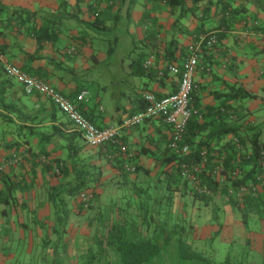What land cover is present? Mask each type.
<instances>
[{
	"label": "trees",
	"instance_id": "16d2710c",
	"mask_svg": "<svg viewBox=\"0 0 264 264\" xmlns=\"http://www.w3.org/2000/svg\"><path fill=\"white\" fill-rule=\"evenodd\" d=\"M53 1L58 4L55 12L38 13L25 8H16L8 18L0 19L5 24V28H0V131L5 135H14L12 140L3 139L2 141L7 152L24 149L31 156L29 160L31 159V166L34 169L41 167L43 171L51 172L53 176L63 175L65 178H69L67 186L59 188L65 189L64 191H55L49 196L52 209L58 215L59 220L67 223L70 212L73 210L69 205L71 201H67L70 198L57 199V196H61L65 192L70 196H77L73 199L77 203L78 213L87 210L92 212L96 209L98 210L96 214H102L106 220H109L107 217L108 206H101L100 199L127 200L125 203L111 206L122 212L119 213L121 214L119 220L113 222L110 228L115 233H128L120 248L121 250L126 249L127 252L122 253L127 262L136 263L148 258L146 249L149 251L157 247L158 236L148 233L151 228L156 230L155 227H162L160 229L165 230L169 226L172 219L169 215L174 208L175 198L185 200V203L182 207V214L179 216L180 220L174 218L173 221L184 219L183 213L189 212V199L212 207L218 199L224 205H229L232 211L239 215H263L264 87L260 92H255L238 80H225L218 71L222 63L213 61L214 49L219 47L220 50L218 42L221 41L222 33L234 30L237 24L243 21L240 17L241 9L234 7L232 2L224 5L221 10V30L215 31L218 42L213 48L205 47L202 53L204 55L200 57L199 66H205L210 70L211 82L215 86L208 92L209 100L205 101L203 94L208 91V85L202 84V81L196 83L197 87L192 94V105L197 112L188 123L183 142L189 145L190 151L183 153L171 146V131L170 136L163 135L164 139L151 140V144L156 147L155 150L142 147L141 151L147 152L152 158L150 163H144L139 158L141 152L136 153L133 149L122 151L121 144L116 142L98 147L89 145L72 121H61L62 126L53 123L48 125V121H55L57 118L58 109L53 102L48 101L52 106V111L49 116H44V112L49 110L47 100L42 102L39 108L33 106L42 100L43 95L40 93L26 94L23 86L5 73L2 57L14 61L17 54L9 47L4 46V43H8L9 35L14 34L13 36H15L17 34L15 32H18L16 30L19 29H22L23 34L37 42L34 52H24V63L20 67L50 84L53 79L51 72L46 67H33L30 61L44 58V52L49 43H52L51 46L55 48L59 46L61 35L70 30H64L66 20L75 18L80 24L86 22L88 24L72 37L82 43L81 48L71 47L69 44L63 46L67 57L70 54L84 55V45L89 43L88 48H94L92 43L95 39L105 41L106 35H103V32L105 34L112 33L116 41L120 40L119 32L123 30L118 28L119 11L122 10V5L124 6L127 0H76L73 12L68 9L69 0ZM201 2L202 0L130 1V9L136 3L141 4L144 22L153 20V24L158 26L153 29L149 28L142 39L148 46L152 45L151 49H146L145 46L134 49L136 53L132 55L130 65L135 76L160 77V80L170 79L167 72H164L163 77L159 75V67H155V69L145 67L146 58L154 54L156 62L159 64L162 58L165 59L167 62V66L163 67L165 71L169 64L179 61L177 56L179 51H188V47L183 46L180 35L194 36L195 40L200 33L213 34L214 31L206 29L203 23L199 27L191 29L183 22L188 14H197ZM210 4L211 1L205 7L206 10L210 8ZM85 6L88 8L90 17L86 22L80 17L84 13L82 8ZM5 9V5L0 0V12ZM164 11L169 12L174 18L170 29L158 24V13ZM129 12L130 10H128ZM206 16L208 15L204 14L200 18H208ZM58 49L61 48L58 47ZM99 51L110 53L105 50V46H100ZM207 56L210 61L203 59ZM178 65L182 67L183 63L180 62ZM235 65L236 62L233 60L227 66L228 70H232L234 76ZM206 73L202 72V77L207 79ZM177 85H179L178 82ZM85 88L87 87L84 86L81 89ZM80 90H76L74 94L64 93V95L76 102L83 113L90 117L86 107L80 105L83 102L77 101V94ZM176 92L161 94L154 91L153 93L158 97H164ZM140 100V110L145 109L147 101L144 97H141ZM255 100L259 101V106L253 112L247 103ZM253 113H261V116L250 120ZM161 120L167 124L163 118ZM170 128L172 130L171 126ZM42 130L47 132V142H50L54 137L67 139V155L64 158L54 156V148L49 149L46 146L48 143L46 145L42 143L37 148L29 140V134L35 135ZM133 151L134 157L129 158V153ZM127 163L135 166V170H127ZM104 164H110L116 168L117 175L105 178ZM183 164L188 166L197 180L183 176ZM235 167H238L241 172L236 176L232 173ZM5 176V171H0V181L4 182L3 187H0V217L7 215L13 206H17V191L23 188L21 182L8 183ZM241 185L257 186L258 188L255 194L249 193L244 196L243 201H240L231 195L229 190L238 189ZM199 188L207 189V192H200ZM85 192L92 194L88 206L81 201V194ZM165 199H167V204L163 205L161 200ZM215 208L216 213L219 211L220 205H215ZM217 214L219 215V213ZM21 224L28 226L26 222ZM176 224L179 225V223ZM191 226L193 227V225ZM182 229L186 230L184 227ZM99 231L100 228H97L93 234L97 236ZM45 243L47 245L48 242ZM101 252L103 255L104 250ZM94 257L95 253L91 250L87 258L92 260Z\"/></svg>",
	"mask_w": 264,
	"mask_h": 264
},
{
	"label": "crops",
	"instance_id": "0c3cea01",
	"mask_svg": "<svg viewBox=\"0 0 264 264\" xmlns=\"http://www.w3.org/2000/svg\"><path fill=\"white\" fill-rule=\"evenodd\" d=\"M130 1L131 0H127L125 5H122V10L119 11L120 22L118 28H121L123 31L119 32L120 40L116 41L114 38V41L117 44L121 42L120 45L122 44L123 46V49L119 54L123 56L121 59L122 71L118 74L119 71L117 70H109L111 77L114 78V81L111 82L113 85L110 84L111 89L109 91L106 92L104 89L110 87H108V85H104L99 87L92 95L89 88L90 81L86 80L84 77L85 73L91 69V66H89L91 60H94L99 64L103 61V58L107 54H105L103 51H99L100 46H105L101 40L95 39L92 43L94 48L91 49L88 48L89 43L84 45V55L70 54V56L67 57L65 54V49L63 48V46L67 44H69V46L71 45V47L76 46L81 48L82 43H80L78 40L72 39V37L75 36L79 30L88 26L86 21H88L90 17L88 15V8L86 6L82 8L84 13L82 12L83 14L80 15L81 18L85 19V24L78 23V19L75 18L66 20V28H64V30H70L64 32L61 35L60 41L58 43L59 46H56L57 48H55L51 46L52 43H49L48 48L44 52V58L30 61L33 67H46L53 76L51 83L55 85L63 94H74L76 90H80L82 87L86 86L87 88L81 89L78 92V94H80L82 91L87 92L85 101H83V103L80 105L86 107L90 116L89 118L100 127L118 126L125 117L132 113L138 112L140 110V98L144 97L147 92L155 91L161 94H168L170 92L177 91L179 88L177 82L179 84L180 74H173L168 69L164 71L163 67L167 66V62L162 58L159 64L156 62V57L154 54H151L146 58V61L149 59L153 60L151 66L147 68L155 69V67H159V75L163 77L165 75L164 72H167L168 75H170V79L164 78V80H160V77L152 78L149 76L137 77L132 73L130 63L132 61V55L136 53L134 52V49H139L141 46H145L146 49H151L152 45L148 46L143 42L142 39L144 38L145 32L149 28L153 29L157 28L158 26L153 24V20L144 22L142 20L143 8L141 4L136 3L133 8L130 9ZM210 1V8L206 10L205 7H207L208 2ZM69 2L68 9L73 12L76 0H69ZM229 2H232L234 7L241 9L240 17L243 21L239 22L234 30L222 33L221 41L218 42L220 50L219 47L214 49L213 61H219L222 63L218 71L225 80H238L244 85H247L253 91L260 92L264 87V0H202L197 14H188L186 18H184L183 22L191 29H195L203 23L206 29H211L214 32H218L221 30V10L224 5L228 4ZM1 3L5 5L6 9L3 10V12H0V19L8 18L9 14L16 8H25L31 11H37L38 13L55 12L58 8V4L53 0H1ZM128 10H130L129 13ZM114 12L116 13L117 11L115 10ZM204 14H207L208 16L206 17L208 18H200ZM158 17L159 25L165 26L168 29L171 28L174 18L169 12L164 11L162 13H158ZM0 28H5V24L1 21ZM16 31L18 32H15L17 33L15 36H13L14 34L9 35V41L8 43H4V46L9 47L14 53L17 54L16 58H14V61L12 62L21 66L25 59L24 52H34L37 48V42L35 39L23 34L21 32L22 29ZM179 37L183 43V46L185 47H189L190 43L194 40V36L180 35ZM58 47L61 49H58ZM184 52L179 51V54L177 53L179 61L176 62V64L184 62L188 51L184 50ZM203 59L210 61L208 56L204 57ZM233 60L236 62L235 76L232 75V70H228L227 68L229 63ZM161 71L163 72L162 74ZM202 72H207L205 74L207 79L202 77ZM209 73L210 70H208V68L205 66H199L195 76L196 83L202 81V84L208 85V91L203 94L205 101L209 100V97L207 96L208 92L213 86H215V84L211 82L212 76L209 75ZM103 91L106 92V95ZM46 100L47 103L48 101L52 102L50 99L48 100L47 97L43 96L42 100L35 103L33 106H35V108H39L40 104ZM47 105L49 110L44 112V116H49L51 113L50 111H52V106L49 105V103ZM247 106H249L250 110L254 112L259 106V101L255 100L251 103H247ZM57 109L58 111L56 120L48 121V125H51L52 123L55 125H61V121L66 122L69 120L68 117L58 107ZM259 116H261V113H253L250 116V120H255L256 117ZM171 131L170 125L165 124L161 118H153L151 120L145 121L139 126L122 130L116 143L121 144L122 151L133 149L136 153L141 152V155L139 156L140 160H142L144 163H150L152 158H150L147 152L141 151L142 147L145 146L147 149L155 150L156 147L154 144H151V140L159 141L162 138L164 139L163 135L165 134L170 136ZM46 134L47 132L42 130L41 132H37L35 135L29 134L28 138L37 148H39L42 143L45 145L48 143L46 146L49 149L54 148V156L64 158L67 155V139L54 137L50 142H47L48 139H46ZM13 137V134L5 135L4 132L0 131V158L5 155H9L10 153L4 149L2 144L3 139L12 140ZM17 151L22 153V160L14 166L6 167L4 170L6 173L5 178L8 183L21 182L23 188L17 191V206H13L7 215L0 217V225H4L2 229L0 228L2 235H5L11 230L13 232V227L10 225L12 217H16L17 223L20 224L25 221V215H34V223H43L42 227L46 229V225L44 224L46 220L58 218V215L55 214L52 209L49 196L55 191H64L65 189L61 190L59 188H65V186H67V181L69 180V178H65L63 175L53 176L51 172H45L41 167L34 169L33 166H31V159L29 160L31 156L24 149ZM104 166L105 178H110L117 175L118 171L116 168L112 167L110 164H104ZM3 185L4 182L0 181V187H3ZM44 193H47L46 202L43 201L45 196ZM57 197V199H61L64 197V194H61V196ZM126 201L127 200L125 199L119 200L117 198L100 199L99 204L101 206H108L107 217L111 223L110 226L113 222L119 220V217L121 216L119 213L122 212L119 211V209L117 211V208H112L111 206L122 204ZM161 201L163 202V205L167 204V199ZM70 203L71 208L78 212L76 201H71ZM184 203L185 200L179 198L174 199V208L171 210V215H169L172 219H179V216L182 214V207ZM218 204L220 205V209L215 213V205ZM188 206H192L193 208L191 210L188 209L189 212L192 211V214H195L193 216V223L196 225H193V227L191 226V230H194L200 238H213V236H217L225 242H232L235 239V234L237 236V233L239 232L237 227L234 225L235 222L249 221H259L260 224L256 226V228H259V232H257L256 235H264V233L262 234L263 230H261L264 229V214H232L229 212L232 210L231 207L229 205H224L223 202L218 199L216 200V203H214L213 207L204 205L199 201H194L193 199L188 200ZM46 208H48V212L46 214L42 213ZM93 213L94 214H90L89 217H103L102 214L97 215L95 211ZM217 213H219V215ZM183 215H186V212L183 213ZM203 216L205 217V220H203ZM172 219L170 224L171 226H167L165 230L160 229L162 227H155L156 230L151 228L148 234L151 235L153 233V236L157 235L158 237L164 238H166V235H179L180 233L177 231V229L180 227L177 224H173ZM26 221L32 220L29 217ZM41 230L37 232L38 235L41 234ZM69 231H67V233ZM68 235L69 233L67 236ZM254 239L255 238L249 239L248 244L254 245ZM28 242L27 249L34 247L36 244L35 241H32L31 245H28ZM37 244L39 245L40 242ZM44 245L46 246V243H44Z\"/></svg>",
	"mask_w": 264,
	"mask_h": 264
},
{
	"label": "rangeland",
	"instance_id": "374dc122",
	"mask_svg": "<svg viewBox=\"0 0 264 264\" xmlns=\"http://www.w3.org/2000/svg\"><path fill=\"white\" fill-rule=\"evenodd\" d=\"M102 34L106 37L105 41L101 40V42L105 45V50L111 52L107 54L104 52L106 56L99 64L91 60L89 64L91 69L85 73L84 77L90 81L89 88L92 95L104 85L110 87L104 89L106 92L111 89L114 78L111 77L109 70H117L118 74L122 71L123 56L119 55L123 49L121 42L117 44L112 33ZM105 91L103 92L106 95ZM46 195L47 193L43 198L44 202L47 200ZM65 197L70 198L67 201L74 202L73 198L77 196L73 197L65 192L63 198ZM188 209L193 208L188 206ZM94 211L87 210L80 214L72 210L67 223L59 218L46 220L44 222L46 229L42 227L43 223H34V215H25L24 222L28 226L18 224L16 217H12L10 225L13 227V232L11 230L12 233L7 232L5 235L0 232V264H264V235H256L259 232V228H256L260 224L259 221L235 222L234 225L239 232L237 236L235 234L232 242H225L217 236L200 238L194 230H191V225H196L193 223L195 214L191 211L184 215L182 221H173V224L180 225L177 229L179 235L157 237V247L149 251L146 249L147 259L129 263L122 253H126V249L120 248L128 233L113 232L114 230L110 228L111 223L105 216L91 219L89 216L94 214ZM47 212L48 208L42 213ZM229 212L237 214L232 210ZM29 217L33 222L26 221ZM203 220H205L204 216ZM3 226L0 225V228L2 229ZM183 227L186 230H183ZM97 228H100V231L95 236L93 232ZM39 229H42L40 235L37 234ZM261 230L263 234L264 229ZM67 231H69L68 236ZM251 238H255L254 245L248 244ZM32 241L36 242L35 246L27 249V242L31 245ZM45 242H48V245L45 246ZM91 250L95 253L92 260L87 258ZM101 250H104L103 255Z\"/></svg>",
	"mask_w": 264,
	"mask_h": 264
},
{
	"label": "built area",
	"instance_id": "2783aa9c",
	"mask_svg": "<svg viewBox=\"0 0 264 264\" xmlns=\"http://www.w3.org/2000/svg\"><path fill=\"white\" fill-rule=\"evenodd\" d=\"M218 42L217 33L208 35L200 33L196 36L188 47V54L183 62L182 67L172 63L168 65V70L173 74H180L179 88L176 93L158 97L153 92H147L144 95L147 101V106L138 112L132 113L125 117L118 126L100 127L95 122L87 117L79 108L76 102L67 98L54 85L47 83L39 77L30 74L23 70L19 65L13 63L5 57H2L5 73L18 81L24 88L26 94L40 93L50 99L67 117L76 125L82 133L85 141L94 147L102 146L110 142H116L120 136V132L124 129H130L141 125L147 120L153 118H163V120L172 127V143L171 146L183 153H188L190 147L184 142V134L187 130L188 123L191 117L197 111L192 105V94L197 87L195 76L199 68L200 57L205 47L213 48ZM152 59L145 62V67L152 64ZM163 72L161 71V74ZM87 96L86 91H82L77 96L78 102L85 101ZM129 158L134 157V153H129ZM22 160V153L19 151L10 152L0 158V171H4L6 167H11L18 164ZM126 168L129 171H134L135 166L127 163ZM233 175H239L240 169L235 167ZM183 176L189 179L197 180L188 166L183 164ZM257 186L241 185L238 189H230L229 192L235 198L243 201L244 196L252 193L255 194ZM200 192H207V189L199 188ZM92 197L90 192L81 194V201L88 206L89 200Z\"/></svg>",
	"mask_w": 264,
	"mask_h": 264
}]
</instances>
